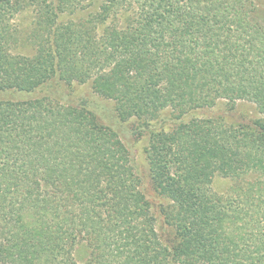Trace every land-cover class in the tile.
I'll return each mask as SVG.
<instances>
[{
	"label": "trees",
	"instance_id": "1",
	"mask_svg": "<svg viewBox=\"0 0 264 264\" xmlns=\"http://www.w3.org/2000/svg\"><path fill=\"white\" fill-rule=\"evenodd\" d=\"M31 1L39 16L27 45L33 56H6L8 41L0 42V263L38 262L60 242L71 250L77 235L96 230L101 218L88 204L107 192L109 220L132 215L118 244L141 264H264V246L251 250L235 237L227 212L192 199V182L210 184L215 164L227 176L243 167L264 175V25L250 19L249 3L138 0L131 23L98 35L125 0ZM4 6L19 1L0 0V19ZM0 29V40L11 36ZM86 84L89 98L72 102L66 89ZM238 100L256 107L254 132L237 136L217 118L183 121L220 104L233 111ZM130 121L135 137L149 136V172L171 202L159 205L169 229L160 238L143 194L117 189L140 179L115 127Z\"/></svg>",
	"mask_w": 264,
	"mask_h": 264
},
{
	"label": "rangeland",
	"instance_id": "2",
	"mask_svg": "<svg viewBox=\"0 0 264 264\" xmlns=\"http://www.w3.org/2000/svg\"><path fill=\"white\" fill-rule=\"evenodd\" d=\"M18 1V9H8L4 6L5 16L3 19H0V26H5L11 36L8 37L2 33L4 38L0 42L8 41L5 49H3V54L6 56L12 57L18 55L29 58L33 56L34 49H31L27 45L39 16L37 8L32 6L31 0ZM246 1L250 6V19L264 25V0ZM139 4L138 0H125L121 6L113 9L120 8L117 13L111 12L104 24L97 28V34L101 35L111 23H117L122 28L131 23L138 15ZM67 20H69V16L64 18V22ZM89 88L88 84L82 86L75 85L67 88L66 93L71 94L70 99H75L71 100L72 102H77L80 97L89 98ZM64 98L70 100L67 97ZM220 102L222 101L218 103ZM167 112H169L168 109L163 111V114H167ZM259 117L260 115L252 103L238 100L233 111L227 110L226 107L220 104L212 109H197L188 114L183 121L187 122L191 119L201 121L217 118L218 126L222 129L234 130L237 136H241L242 132H254L252 122ZM100 118L106 126L112 123L109 116L104 113ZM171 123L172 121H168L163 124V129L166 132L172 129ZM132 124L134 123L130 121L125 125L115 127L123 142L127 145L129 152H131V155L136 160L137 169L140 170V179L137 177L138 182L135 181V184H131L130 187L128 179H125L117 189H125L128 187L131 194L135 192L143 194L144 200L149 205L148 208L150 216L152 217L153 226L160 238L163 230H165L166 234L169 232V229H165L163 219L159 214V205H167L171 202L164 198L163 194H160L149 172V164L145 150L149 146V136H143L141 138L135 137L136 135L131 131ZM249 136L252 135L249 134ZM167 156L172 157L171 152ZM171 169L174 170V167H171ZM214 169L215 172L210 184L192 182L194 192L197 194V197H193L192 199L198 202H204L207 199L215 203L217 208L228 213L227 223L236 230L235 237L246 242L245 245L251 250L262 248L264 246V193L261 190L264 186V175L247 170L245 167L237 173H232L228 176L219 171L218 164L214 165ZM106 186L107 183L102 185L103 190ZM7 196L10 195H6V201L4 202L6 207L10 201ZM111 198H113L112 193L107 192L103 193V195H95L93 197L92 201L88 204L91 215L95 216V218H101V220L95 231L85 229L86 232L83 231L77 235L71 250L61 249V242L59 245L56 243L54 246H50V252L46 251L38 254L40 261H30V263L28 261L26 264H47L46 261H49L48 258H50V263L48 264H141L137 256H132L131 247L118 244L119 239L125 236L123 230L128 228L132 220V215L131 217H125L123 219L112 218L109 220L105 208H108L110 202L112 203L110 201ZM131 198L129 196L128 200ZM113 207H115V203L112 205ZM76 211L77 208L74 212ZM95 212H100L101 217ZM50 219L55 224L58 222V219L47 216V220L49 221ZM131 224L133 223L131 222ZM146 230L144 223L138 221V237L145 238L144 232ZM61 237L63 236L61 235ZM257 240L261 241L263 245L257 243ZM147 241L149 242V239Z\"/></svg>",
	"mask_w": 264,
	"mask_h": 264
}]
</instances>
